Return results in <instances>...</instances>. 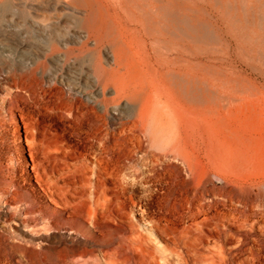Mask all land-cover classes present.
Returning <instances> with one entry per match:
<instances>
[{"label":"bare ground","instance_id":"6f19581e","mask_svg":"<svg viewBox=\"0 0 264 264\" xmlns=\"http://www.w3.org/2000/svg\"><path fill=\"white\" fill-rule=\"evenodd\" d=\"M63 1L70 4V0ZM33 2H20L26 19L32 21L24 24L28 41L18 43L25 50H34L36 42L43 41L41 37L44 34L41 35L34 19L32 10L36 2ZM88 2L82 17L88 24L87 40L83 42L82 50L88 48L91 39L95 42L94 48L87 49L90 68L81 70L88 85L71 84L79 114L75 116V122L80 123L76 132L85 147L80 154L85 158L82 160L83 168L78 173L67 166V173L51 175L56 171L52 164L38 162V153L30 146L26 151V156L32 161H26L28 170L22 168V174L13 177L9 187L0 188V264H22L23 261L27 264H57L53 261L62 254H65L64 260L73 259L80 264H127L119 258L121 249L126 247L127 254L150 258L146 247L126 235L125 225L120 223L125 222L134 229L136 222L132 214L138 205L142 206L144 216L152 223L151 229L170 243L169 250L174 255L164 263L156 257L150 258L152 264H195L204 252L209 254L202 258L205 264H246L244 166L259 157L256 151L259 143L258 139H248L236 132L228 136L200 129V118L203 117V122L207 123L211 110L206 104L203 108L196 105L199 64L196 62L195 43L198 26L193 17V5L187 4L189 8L184 13L180 0H99L101 4L97 7ZM12 3V0H0V18L12 9ZM118 6L123 9L120 14ZM96 10L105 16L99 24L92 22L94 15L99 17ZM166 35L172 39H166ZM106 45L109 50L105 56ZM49 52L50 56L57 52L65 57L70 54L60 51L54 44L49 46ZM31 73L36 89L43 90L44 62L38 60ZM54 79L56 85L59 79L56 74ZM204 85L207 93L202 100L208 103L211 90L209 74L204 77ZM234 99L235 102L237 97ZM122 101L127 114L120 109ZM64 102L59 105L61 108ZM70 115L73 116L72 113ZM229 139H232V144H228ZM157 150L162 153L158 154ZM167 156L178 161H166L164 157ZM171 166L178 169L176 178L169 171ZM181 169L186 172L182 173ZM211 172L224 184L217 186ZM31 180L38 183L42 192L35 186L27 187ZM232 185L235 187L233 190ZM216 188L225 192L218 193ZM43 193L50 198V203L58 206L62 203L63 206L59 207L71 213V219L62 221L56 217L59 212L45 211L42 204H45L47 196ZM13 202L16 206L24 203L26 207L22 212L10 210L9 205ZM220 202L234 211L222 212L213 207L214 203ZM219 214H222L223 221L234 224L237 235L233 236L226 231L225 225L221 227L215 222ZM40 220L49 229L66 227L85 239L73 237L76 244L60 246L46 236L44 240L49 242L44 241L40 246L30 244L34 251L24 248L25 260L19 255L23 254V249L18 248L14 238L23 236L26 227ZM91 225L102 233L100 243L94 241ZM223 233L228 237L220 240ZM90 242H96L100 248L84 247ZM99 252L111 260L102 261ZM131 264L139 263L134 261Z\"/></svg>","mask_w":264,"mask_h":264},{"label":"rangeland","instance_id":"374dc122","mask_svg":"<svg viewBox=\"0 0 264 264\" xmlns=\"http://www.w3.org/2000/svg\"><path fill=\"white\" fill-rule=\"evenodd\" d=\"M25 1L27 0H12V9L6 11L4 17L0 18V188L9 187L11 179L16 175L22 174V168L28 170L25 166L26 161L30 163L32 161L26 156V151L30 149V146L36 149L38 162L52 164L51 166L56 170L52 172L53 174L51 173L54 176H59L60 173H67V166L71 167L75 172L81 173L82 162L85 159L80 155L85 150V147L76 132L80 123L75 122V120L77 121L75 116H77L78 110L75 108L74 98L76 94L71 89V84L88 85L87 77L81 70L90 68L87 61L89 56L87 49L94 48L95 42L91 39L88 43V48L82 50L83 42L87 40L86 27L88 25L87 21L82 17L85 16V6L89 3L88 1L92 2L96 7L101 3L99 0H70V4L62 2V0H29L30 3L34 1L33 4L36 2L32 10L34 11V19L37 21L41 35L44 34L46 39L43 35L41 37L43 41L36 42L34 50H25L18 46L20 41H28L24 33L27 31L24 24L32 22L30 19H26V15L22 10L24 7L20 2ZM180 1V4H182L180 6L181 10L184 13L189 8L187 4L193 5V17H195L198 26L195 50H197L198 54L196 62L199 64L197 93L200 104L197 102L196 105L197 108H203V105L206 104L211 110L207 123L203 122V117L200 118V129L206 128L211 130L212 133L219 132L223 135L229 134L228 136L236 132L248 139H258L259 145L256 151L259 153V159H253L251 163H247L244 166L246 181L244 214L246 215V221L243 234L245 235L244 251L246 264H264V129H262L264 128V116L262 117L264 115V0ZM116 8L119 9V14L123 10L120 6ZM112 10L114 11V9ZM97 13L99 17L96 16L97 14L94 15L92 22L99 24L98 22L105 16L99 11ZM77 14L79 17H77ZM23 34L24 36H22ZM165 38L170 40L172 36L166 35ZM39 40H41L40 37ZM113 40L115 39L110 41ZM50 43L57 45L60 51L70 54L65 57L57 52L50 56ZM107 48L104 49V54L106 50H109V47ZM38 60L44 62L45 80L44 89L41 91L36 89L37 84L31 73V68L35 67ZM54 74L59 78L56 85L54 83ZM207 74L210 76L211 90L208 103H205L202 98L207 93L204 85V77ZM73 94L74 96H72ZM236 97L238 100L236 99L234 102ZM256 97L259 98V101ZM61 102H64L62 103L63 108L60 107ZM66 102L69 106H67ZM246 102L249 104L250 109ZM70 105L73 108H69ZM124 106L125 102L122 101L120 109L124 114H127ZM60 108L64 111L62 110L63 112H61ZM67 108L73 109L72 112L69 109L67 110ZM252 108H255L253 109L255 111ZM65 110L70 114L72 113L73 116H68L69 113L67 114ZM248 110L251 111L249 112ZM131 111L133 112L134 110ZM236 113L238 116H236ZM258 113L261 115H258ZM241 117L244 118L243 121ZM228 144H232V139L228 140ZM157 152L158 154L162 153L159 150ZM171 157L167 156L164 159L166 161H178L174 160L176 159L174 157L170 159ZM184 170L181 169V172L185 173L186 170ZM169 171L174 178L178 176L177 167L171 166ZM211 178L216 182L217 186L224 184L223 180L214 175V172H211ZM231 181L232 183L235 182L234 179ZM33 186L39 188L42 192L38 183L31 180L27 187ZM232 186V190L235 189L234 185ZM223 190L216 188L215 191L223 193L225 192ZM43 195L47 196L44 193ZM49 199L48 196L45 198L46 202L42 204L43 209L45 211H57L59 213H57L56 217H60L62 221H69L71 213H67L65 209L59 207L63 206V204L59 203V206L52 204ZM9 206L10 210L17 209L19 212H22L23 208L26 207L24 203L16 206L15 202ZM138 206L135 213L132 214L136 222L134 229L126 225L125 222H120L125 225L124 233L136 240V243L143 244L150 252V258L156 257L160 262L164 263L166 259L174 257L169 250L170 243H167L158 233L151 229L152 223L144 216L142 206ZM213 207L220 211L222 210V212L234 211L233 208L225 206L221 202L214 203ZM183 215L187 216L186 213ZM223 219L222 214H219L218 218L214 220L217 224H221V227L225 225L224 228L228 233H233V236L237 235L238 231L234 224L223 221ZM91 228L93 229L92 237L95 239L94 241L100 243L103 239L102 233L95 230L92 225ZM24 231L23 236L15 237L14 240L18 242V248L23 249V254L20 253L19 255L25 260H27V257L24 248L34 251L31 245L40 246L44 241L49 242V240H44L46 236L50 241L60 246L76 244L77 240L75 239V242L72 239L73 237L79 240L85 239L80 233L77 232L75 234L66 227L49 229L42 220L31 223V226L26 227ZM227 237L228 235L223 233L220 240H224ZM96 242H90L84 247H97L99 249L100 247L97 246ZM225 245L233 247L235 244ZM202 255V258H205L209 254L204 252ZM98 256L102 261L111 260L102 252H99ZM119 258L127 264H131L134 261L139 264H152L150 258L131 253L127 254V247L121 249ZM202 258L197 260L196 263L205 264ZM64 259H66L65 254H62L53 263L80 264L79 261L73 259ZM22 264L27 263L23 261Z\"/></svg>","mask_w":264,"mask_h":264}]
</instances>
